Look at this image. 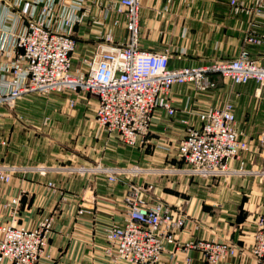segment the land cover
<instances>
[{
    "label": "built area",
    "instance_id": "obj_1",
    "mask_svg": "<svg viewBox=\"0 0 264 264\" xmlns=\"http://www.w3.org/2000/svg\"><path fill=\"white\" fill-rule=\"evenodd\" d=\"M230 3L235 13L250 18L239 54L204 65L172 68L169 49L145 50L140 46L142 0H0L5 9L0 22V120L4 115L1 109H14L24 96L84 92L97 99L95 120L111 139L141 148L149 143L153 114L160 107L171 117L182 114L183 138L169 146L158 145L173 154L182 168L97 164L63 169L80 175H104L113 184L127 179L128 185L135 177L157 173L223 181L264 178V162L258 168L248 166L254 154L264 159V126L257 139L244 132L231 99L180 110L171 97L174 85L191 84L196 92L206 93L222 80L231 86L254 82L256 97L264 100V53L257 57L249 49L264 44V0ZM20 19L16 30L12 26ZM79 26L91 27L96 39L93 55L85 56L75 68L72 55L78 45ZM119 29L125 40L117 39ZM77 103L76 98L70 99L67 108L73 109ZM20 170L48 174L55 167L3 164L0 183L10 184ZM146 183L132 186L124 197L123 220L105 230L110 258L156 264L169 244L186 254L187 264L192 261L187 254L191 250L202 252L207 264H220L238 254V247L228 240L197 238L177 243V234L187 221L186 211L178 203L154 198L153 187ZM49 186L55 184L50 182ZM19 204L20 198L12 197L2 205L13 209V221L0 223V264H37L46 254L55 216L47 215L36 226L27 227L14 217ZM83 212L81 208L79 213ZM256 226L248 251L264 264V215L257 217Z\"/></svg>",
    "mask_w": 264,
    "mask_h": 264
},
{
    "label": "crops",
    "instance_id": "obj_2",
    "mask_svg": "<svg viewBox=\"0 0 264 264\" xmlns=\"http://www.w3.org/2000/svg\"><path fill=\"white\" fill-rule=\"evenodd\" d=\"M230 1L142 0L141 48L169 49L172 68L204 65L237 56L250 18L235 13ZM4 12L1 6L0 22ZM20 23L21 19L11 26L18 30ZM115 34L119 41L126 39L123 30H116ZM95 35L88 26L76 29L78 45L72 55L75 68L81 66L85 56L93 55ZM249 49L258 57L264 53V44ZM223 84L206 93L196 92L191 84L174 85L171 97L180 110H196L231 99L237 118L238 112L252 115L255 111L257 115L261 113L257 118L264 126V100L256 97V84ZM74 98L77 106L68 109L69 100ZM56 99L59 106L49 109L44 106L48 97L27 95L14 109H1L4 115L0 120V165L55 167L48 174L20 170L10 184L0 183V223L13 221V209L2 206L12 197L20 198L14 215L18 224L34 227L47 215L55 216L46 254L37 264H130L113 260L106 254L105 230L123 220L124 197L132 186L143 181L153 187L154 198L178 203L186 211L187 221L177 234V243L197 238L228 240L239 252L220 264H259L248 250L257 229L256 219L264 215V178L247 176L223 181L181 173H157L149 179L136 178L128 185L127 179L113 184L104 175L68 173L63 167L97 164L115 167L114 151L124 160V155L119 153L124 147L97 124L98 102L94 96L80 92ZM181 117V113L171 117L158 107L153 114L149 143L141 148L131 147L126 162L134 161L138 165L141 162L145 168H182L173 154L158 147L176 144L183 138L185 127ZM66 139L71 145H66ZM114 160L119 162L117 156ZM263 162L262 157L254 154L248 166L258 168ZM50 182L55 187L49 186ZM81 208L83 213H79ZM187 254L191 264H207L202 252L191 250ZM185 255L169 244L156 264H176V261L187 264Z\"/></svg>",
    "mask_w": 264,
    "mask_h": 264
},
{
    "label": "rangeland",
    "instance_id": "obj_3",
    "mask_svg": "<svg viewBox=\"0 0 264 264\" xmlns=\"http://www.w3.org/2000/svg\"><path fill=\"white\" fill-rule=\"evenodd\" d=\"M218 88H221L223 87V81L222 80H219L218 81V84H217ZM228 89V87H227ZM68 95L70 94H52L48 97V102H46L45 100V104L44 106L45 107H48L49 109L52 107H57L59 106V104H57V99L56 98H63L64 97H67ZM50 98V99H49ZM80 106V105H79ZM240 113H243L241 110H240ZM261 113H259L258 115L256 114V112L254 111V113H252V115H248V114H239L238 112V119H239V122H240V125H241V128L244 130V132H246L248 135L252 136L253 138L257 139L258 135L261 134L262 132V129H263V124H260V120H258L257 116H259ZM66 138H69V140H72L70 137L66 136ZM258 142V140H256V143ZM70 144L71 145V141H67L66 139V145ZM118 145H123L122 147H124V149H121L122 151H120L119 153H121L122 155H124V160H121L120 157L117 155V151H114V157L117 156L118 157V160L119 162H116V160H114V157H113V160H112V164H116L115 167H132L134 165H138L136 163H134V161H129V162H126L127 160V156H130L128 155V150H132L133 148L125 145V144H119ZM139 148V147H137ZM115 149V148H114ZM135 149V148H134ZM125 150V151H123ZM135 158H138L139 157H135ZM114 166V165H113ZM139 166H141L142 168H145L146 166L140 162ZM151 176V175H147L146 178L149 179L148 177ZM133 177V176H132ZM137 177H135L134 179H136ZM140 180L142 178H144L143 176L141 177H138ZM145 180V179H144ZM148 184V182L146 183ZM150 184V183H149Z\"/></svg>",
    "mask_w": 264,
    "mask_h": 264
}]
</instances>
